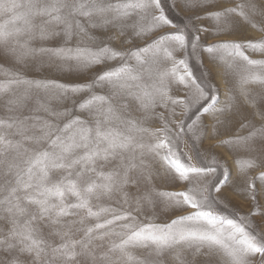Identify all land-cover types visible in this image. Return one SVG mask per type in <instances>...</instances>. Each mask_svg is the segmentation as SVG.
Wrapping results in <instances>:
<instances>
[{
    "label": "snow or ice",
    "instance_id": "1",
    "mask_svg": "<svg viewBox=\"0 0 264 264\" xmlns=\"http://www.w3.org/2000/svg\"><path fill=\"white\" fill-rule=\"evenodd\" d=\"M256 15L257 0H0V56L34 60L0 64V264H264V58L248 54L264 37L204 38ZM209 65L233 78L223 100Z\"/></svg>",
    "mask_w": 264,
    "mask_h": 264
},
{
    "label": "rangeland",
    "instance_id": "2",
    "mask_svg": "<svg viewBox=\"0 0 264 264\" xmlns=\"http://www.w3.org/2000/svg\"><path fill=\"white\" fill-rule=\"evenodd\" d=\"M240 2H247V0H213V3L215 4V7L217 9H221L224 7H233L235 6L236 3H240ZM257 3H264V0H257ZM202 23L206 26V27H211L212 22L205 20L202 21ZM253 23L256 25L255 27L253 26V24L251 23H247L245 22L242 26V28L240 29V31L234 33L233 35H224V36H215L212 35L210 33H206L204 34V38L207 39V41L209 43L214 42L215 40H220V39H242V38H249V39H259L261 37H264V31H262L261 29H264V17H261L259 15H256L253 18ZM90 32H92V34H99L100 30H94V29H90ZM248 54L253 58V59H260V58H264V55H262L261 53L258 52H252L251 50H249ZM204 60H205V64H208V58H207V54H204ZM32 63H34L33 58H26L25 61L23 62V64H13L10 63L8 61H6L2 56H0V64L4 65L5 67H15V68H20L21 70H23L24 68L30 66ZM111 64H115L117 62L112 61L109 62ZM213 68V73H214V83L217 85V87L220 90V99L223 100L225 98V93L227 91V89L234 83L233 78L231 76L225 77L223 75H221L220 73L223 72V68L221 66H213V65H209ZM30 74V73H29ZM0 79H3V76L0 75ZM81 80L86 79L85 77H81L79 78ZM253 91L254 92H260L261 89L259 88V86H252ZM97 91H99V89H97ZM234 94L237 97V103L245 108H248V105L245 104V98L243 96H240L238 91H235ZM73 99H78V98H73ZM30 106L31 102H30ZM52 106L53 108H57V109H61L62 107H71V102L70 101H66L64 102L63 105H61L59 102L57 101H53L52 102ZM250 110V109H249ZM4 109H3V101L0 100V115H4ZM257 122H259L258 118H257ZM233 131H235V129H233ZM246 131V130H245ZM213 143V141L211 140H206L204 142L205 146H208L209 144ZM218 152H220L222 155L226 156L228 159L229 164L232 166L233 169H235L236 165H235V157L232 155L231 152L228 151V149L223 148V149H217ZM259 171V169L251 172V175H256L257 172ZM157 186L158 187H164L162 185V182H157ZM132 191H135V189H132ZM233 202L235 204L241 205L243 207H246L244 205V201L242 200L241 197L238 196H233ZM153 215V209L149 208L146 209L144 212H142L141 214V219H145L147 217H150ZM169 215H173V214H168L165 215L160 209H156L155 210V220L158 223H163V222H167L168 216ZM174 218V215H173ZM165 264H177V261H175L171 255H167L165 256Z\"/></svg>",
    "mask_w": 264,
    "mask_h": 264
}]
</instances>
